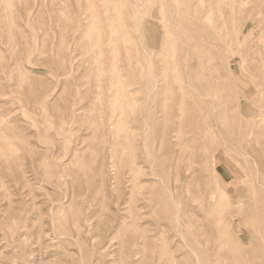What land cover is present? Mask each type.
<instances>
[{"label":"rangeland","instance_id":"1","mask_svg":"<svg viewBox=\"0 0 264 264\" xmlns=\"http://www.w3.org/2000/svg\"><path fill=\"white\" fill-rule=\"evenodd\" d=\"M0 264H264V0H0Z\"/></svg>","mask_w":264,"mask_h":264}]
</instances>
